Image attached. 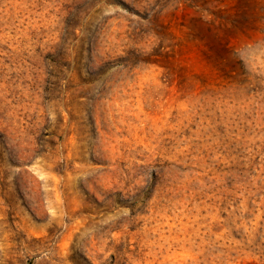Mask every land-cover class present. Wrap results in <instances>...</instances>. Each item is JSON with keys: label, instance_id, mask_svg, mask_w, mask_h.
<instances>
[{"label": "rangeland", "instance_id": "rangeland-1", "mask_svg": "<svg viewBox=\"0 0 264 264\" xmlns=\"http://www.w3.org/2000/svg\"><path fill=\"white\" fill-rule=\"evenodd\" d=\"M0 264H264V0H0Z\"/></svg>", "mask_w": 264, "mask_h": 264}]
</instances>
